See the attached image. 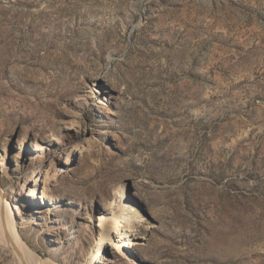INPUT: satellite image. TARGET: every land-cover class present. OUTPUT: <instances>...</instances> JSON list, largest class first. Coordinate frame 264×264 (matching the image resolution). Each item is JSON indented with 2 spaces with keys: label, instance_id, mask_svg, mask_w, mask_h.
Segmentation results:
<instances>
[{
  "label": "rangeland",
  "instance_id": "rangeland-1",
  "mask_svg": "<svg viewBox=\"0 0 264 264\" xmlns=\"http://www.w3.org/2000/svg\"><path fill=\"white\" fill-rule=\"evenodd\" d=\"M4 226L37 264H264V0H0L20 264Z\"/></svg>",
  "mask_w": 264,
  "mask_h": 264
},
{
  "label": "bare ground",
  "instance_id": "bare-ground-1",
  "mask_svg": "<svg viewBox=\"0 0 264 264\" xmlns=\"http://www.w3.org/2000/svg\"><path fill=\"white\" fill-rule=\"evenodd\" d=\"M116 193H117L116 195H118V197L122 196L120 194V192H116ZM133 222H134V220H133ZM139 222L135 221V223L132 225L131 224L132 222L127 223L123 220H120V218L118 217V219L116 218V220L113 221V223H111L110 225L107 226V233L112 234V231L114 229H117L118 232L116 234L121 236V240H122L119 248H125L127 246L129 240H131V239L135 240L136 238H141L142 236H144V232L146 230L144 231L142 229L143 227L140 226ZM11 229H12V232H14L15 227H11ZM12 232H10V230H8L7 226H4L2 233L3 234L5 233L4 235H6V237L10 240L11 246L13 247L17 258L19 259L20 264H37L35 259L34 260L32 259V252L29 250L27 245L25 243H23L20 236L18 234L16 236ZM13 234H14V236H13ZM7 238H6V240H8ZM101 240H103V239H101ZM2 241H4V240H2ZM103 242L104 241L100 242V248L97 249V253H100V250L102 249V246H103Z\"/></svg>",
  "mask_w": 264,
  "mask_h": 264
}]
</instances>
